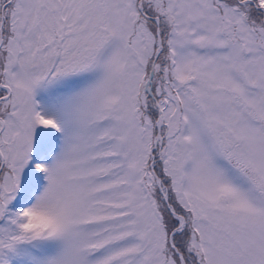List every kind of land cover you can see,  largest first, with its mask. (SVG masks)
<instances>
[{
	"label": "snow or ice",
	"instance_id": "6c2138e0",
	"mask_svg": "<svg viewBox=\"0 0 264 264\" xmlns=\"http://www.w3.org/2000/svg\"><path fill=\"white\" fill-rule=\"evenodd\" d=\"M0 264H264V0H0Z\"/></svg>",
	"mask_w": 264,
	"mask_h": 264
}]
</instances>
